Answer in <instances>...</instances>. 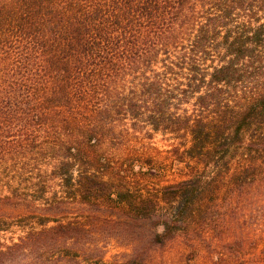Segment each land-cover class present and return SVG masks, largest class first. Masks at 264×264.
I'll list each match as a JSON object with an SVG mask.
<instances>
[{"label":"trees","instance_id":"16d2710c","mask_svg":"<svg viewBox=\"0 0 264 264\" xmlns=\"http://www.w3.org/2000/svg\"><path fill=\"white\" fill-rule=\"evenodd\" d=\"M157 134L182 172L153 196L127 148ZM180 233L264 264V0H0V264Z\"/></svg>","mask_w":264,"mask_h":264},{"label":"rangeland","instance_id":"374dc122","mask_svg":"<svg viewBox=\"0 0 264 264\" xmlns=\"http://www.w3.org/2000/svg\"><path fill=\"white\" fill-rule=\"evenodd\" d=\"M169 146L170 142L166 141L161 134L155 135L153 139H145L143 136L138 135V138L130 143L127 150L132 149L136 158L135 161L144 165L148 171L145 175L136 174L135 180L138 182L136 191L141 190L143 193L158 196V190H160L163 183L179 178L182 168L167 153ZM135 170L139 172L140 167H136ZM26 213L23 210L14 211L13 216L7 218L16 224L18 223V216ZM120 216L126 217V211L116 212L115 218ZM148 228H137L135 230L136 238H139V235L143 236L141 233H147ZM21 230L18 225H12L7 236L20 234ZM185 237L184 233H180L165 247L152 246L149 249V258L146 264H205L207 249L203 245L197 248L188 246ZM141 246L145 248L146 240L141 242ZM105 258L108 264L123 262H126L125 264H141L142 261L139 252L135 253L131 247L126 246L125 241L120 243L116 239H112L110 242Z\"/></svg>","mask_w":264,"mask_h":264}]
</instances>
